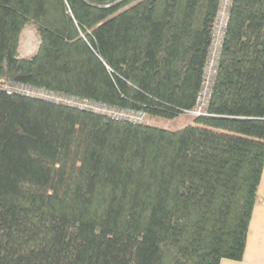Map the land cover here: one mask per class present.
Returning <instances> with one entry per match:
<instances>
[{
  "label": "trees",
  "instance_id": "obj_1",
  "mask_svg": "<svg viewBox=\"0 0 264 264\" xmlns=\"http://www.w3.org/2000/svg\"><path fill=\"white\" fill-rule=\"evenodd\" d=\"M0 0V264L243 259L264 170V0ZM33 28L36 52H21ZM28 84L142 121L8 92ZM194 117L170 130L151 117Z\"/></svg>",
  "mask_w": 264,
  "mask_h": 264
},
{
  "label": "built area",
  "instance_id": "obj_2",
  "mask_svg": "<svg viewBox=\"0 0 264 264\" xmlns=\"http://www.w3.org/2000/svg\"><path fill=\"white\" fill-rule=\"evenodd\" d=\"M232 1L233 0L221 1V6L215 19L209 47V54L203 73V81L197 96L198 107L196 110L192 111V113L196 115L203 113V110L209 103L213 93L215 78L218 74L219 54L223 46L225 29L229 20V8L232 5ZM14 88L16 91L30 95L32 97H39L55 103L80 107L82 109L106 114L115 118H125L134 122L142 121L144 119V114L140 111L119 109L94 99L65 94L59 91L46 89L44 87H36L28 84H17L16 86H9L8 92L12 93L15 90Z\"/></svg>",
  "mask_w": 264,
  "mask_h": 264
},
{
  "label": "crops",
  "instance_id": "obj_3",
  "mask_svg": "<svg viewBox=\"0 0 264 264\" xmlns=\"http://www.w3.org/2000/svg\"><path fill=\"white\" fill-rule=\"evenodd\" d=\"M264 170L257 203L249 226L245 254L242 260L224 259L221 264H264Z\"/></svg>",
  "mask_w": 264,
  "mask_h": 264
},
{
  "label": "rangeland",
  "instance_id": "obj_4",
  "mask_svg": "<svg viewBox=\"0 0 264 264\" xmlns=\"http://www.w3.org/2000/svg\"><path fill=\"white\" fill-rule=\"evenodd\" d=\"M119 0H115L117 2ZM38 46L37 35L33 28H27L23 31L21 37V52L25 56L33 55ZM146 121L149 124L163 127L170 130H177L187 125H195L194 117L188 114H181L175 118L151 117Z\"/></svg>",
  "mask_w": 264,
  "mask_h": 264
}]
</instances>
